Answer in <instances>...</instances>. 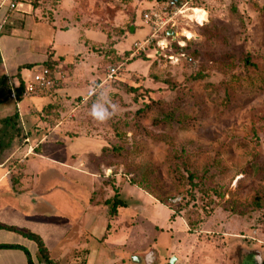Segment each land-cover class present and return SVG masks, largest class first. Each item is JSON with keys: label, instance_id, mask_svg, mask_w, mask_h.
Listing matches in <instances>:
<instances>
[{"label": "rangeland", "instance_id": "obj_1", "mask_svg": "<svg viewBox=\"0 0 264 264\" xmlns=\"http://www.w3.org/2000/svg\"><path fill=\"white\" fill-rule=\"evenodd\" d=\"M183 1L203 7L198 20H208L199 24L186 11L175 38L161 34L137 53L135 43L149 34L142 13L172 0H41L42 16L52 24L36 18L40 11L33 13L29 0L8 13L0 30V74L35 63L26 67L34 74L50 45L63 56L59 65L72 71L60 90L68 103L59 104L56 88L22 98L18 108L7 96L0 118L38 111L46 123L38 135L50 132L60 110L75 119L49 137L43 157L29 158L34 187L21 185L16 193L20 227L41 242L7 230L0 242L27 245L33 257H43L42 243L56 264H172L174 255L179 264H264V0ZM84 29L107 41L87 45ZM114 64L122 69L105 82ZM94 81L100 87L82 104ZM101 93L117 106L106 122L90 115ZM152 100L158 104L147 118L135 119L151 134L133 130L130 113ZM157 116L171 120L155 125ZM4 125L6 142L16 124ZM74 128L83 134L67 132ZM181 152L200 178L189 177Z\"/></svg>", "mask_w": 264, "mask_h": 264}, {"label": "crops", "instance_id": "obj_2", "mask_svg": "<svg viewBox=\"0 0 264 264\" xmlns=\"http://www.w3.org/2000/svg\"><path fill=\"white\" fill-rule=\"evenodd\" d=\"M19 1L20 0H18V3H19ZM29 1L31 2V5L33 7V13L36 14V12H38V11L41 12V13L39 12L40 17L36 16V18L38 20L39 19H46L42 16V11L40 9V5L35 6L33 3L34 0H29ZM17 6H18V4H17ZM201 8H203V7H201ZM9 12H11V11H8L6 8L0 9V23L4 21L6 16H8ZM204 12H205V10H204ZM203 18L204 17H202L200 19H203ZM46 20H48L49 23H51V24L54 23L53 22L54 20H49V19H46ZM3 28H4V26H3ZM83 31H85L86 35H87L86 36L87 39L85 40V43L87 45L90 43L95 44L96 42L100 43L102 41H105V42L107 41V35L104 36V34L101 33L100 31L93 30V29H84ZM49 49L51 50L50 52L52 53L53 59L57 61L56 66L63 72V77H62L61 81L59 82L57 87H55L58 92H52L53 93L52 95L57 97L55 94L59 93V94H57V95H59L57 97V100H60V101H58L59 104L61 102L68 103V101H67L68 96H66V95L61 96L60 90H62V88L65 87V85H67V78L72 71V67H64V66L59 65V62L63 56L60 55V56L56 57V52L54 51L52 45H50V47L48 48L47 56L43 60V62L48 57ZM95 49H96V47H95ZM27 64H35V63H20L13 70L9 69L8 67H5V73L4 74H6L8 76L10 87L11 86L15 87L19 83L20 78H23L25 80V82H27L29 79L32 78L33 72H28L26 67H24ZM42 66L43 65H41V67ZM0 75H3V74H0ZM95 84L98 85L97 81L93 82V88L90 90L88 95L85 97H82V100H81L82 104L85 103V101H87L96 92V90H97L96 87H100L99 85L95 86ZM9 97H11V96L9 95ZM20 101L16 102L17 108L19 106H21ZM26 111H27V113H23V114L21 112H18V118L15 119L16 128L10 129L11 135H12L11 136L12 138L10 140H8L6 142L1 141V139H3L2 136L4 137L5 135H2L3 133H2V131H0V137H1L0 138V218H2V219H0V231L7 230V231L15 232V233H16V231L20 232V233L31 232V231H26L20 227L22 224V220H23L22 214H21L22 212H21V208H20L21 201L17 197V194H16L17 191H21L23 189L21 185L26 186L24 190H32L34 187V182L30 179H31V176H32V178L34 176L35 168H34V165L32 164V162L29 163L28 160L31 156L43 157L44 156L43 151H42L43 146H44V143L46 141H48L49 137L53 133H57L59 130L63 132V128H62L63 125H68L69 121L75 119V118H71L70 115H68L69 117L67 115L64 116L62 110H60L62 114H59V112H57V115L59 117H61V119H58L57 124H54L51 127L50 132L42 134V135H38V133L42 132L41 127H43L46 123H44V120L42 118H41V121L38 122L39 121V119H38V117H39L38 113L39 112L38 111H34V112L30 111L29 113H28V110H26ZM15 114L16 113L3 116L0 118V120L4 119L7 116H12ZM33 116L35 117L34 120H33ZM21 127H22V130H20ZM16 131L18 132L17 136L15 135ZM67 132H69L70 134L82 133V131H77L75 128L73 130H68ZM32 134L35 135L34 138L31 137ZM84 134H86V133H84ZM20 136L21 137L24 136L23 142L22 141L20 142V140H19ZM56 141L63 143L59 139L55 140L54 142H56ZM40 145H41V148L39 150H36V148ZM100 149H101V147H100ZM52 160L56 161V159H54V158ZM34 164H37V163L35 162ZM13 193H15L16 196L13 195ZM10 194L13 196H11ZM4 195L11 196L10 197L11 199H9L8 202H2ZM30 217L31 216H29V215L25 216V218H27L29 221H30ZM34 234H36V233H34ZM0 245H2V248H0V264H54L55 263V260L53 258H52L53 262L51 263V262H48L43 257H33L28 246L21 244V243L0 242ZM9 245H13V246H9ZM5 247H8L10 253H12L10 256H5V254H4V252L6 251ZM11 248H13V249L11 250ZM17 250H20V251L18 252ZM22 250H23V254L21 252ZM174 256L178 257L177 261H175L176 262L175 264L181 263L182 260L179 258V256L178 255H174ZM173 257H172V259H173ZM69 264H81V263L69 261ZM83 264H89V263L86 262Z\"/></svg>", "mask_w": 264, "mask_h": 264}, {"label": "built area", "instance_id": "obj_3", "mask_svg": "<svg viewBox=\"0 0 264 264\" xmlns=\"http://www.w3.org/2000/svg\"><path fill=\"white\" fill-rule=\"evenodd\" d=\"M17 4L18 0H0V9L6 8L8 11H12L17 8ZM189 8L190 7L187 6L186 3H184L182 6L173 5L171 7L164 8H150L143 12L142 21L143 24L148 27L149 34L144 42L135 43L136 53L146 49V46L151 44V42H153L154 40H158L160 34L165 30H175L176 33H178L176 28L177 22L180 21V17H183L184 13L188 11ZM7 17L8 16H6L4 21L0 23V30L3 28ZM207 20L208 19L200 21L197 17H195V20L192 19V21H196L199 24H204V22ZM188 60L192 61V58H188ZM121 69L122 64L109 65L107 68L105 82L108 79L112 78ZM62 77L63 72L57 66L53 68L42 66L39 71H36L33 74L32 78L26 82L25 87L23 89L22 98L50 92L59 84ZM95 86L98 85L95 84ZM10 96L14 100H16V102H19L14 86H11Z\"/></svg>", "mask_w": 264, "mask_h": 264}, {"label": "trees", "instance_id": "obj_4", "mask_svg": "<svg viewBox=\"0 0 264 264\" xmlns=\"http://www.w3.org/2000/svg\"><path fill=\"white\" fill-rule=\"evenodd\" d=\"M40 1L41 0H34L33 3L36 6V5L41 4ZM168 4H169L170 7L173 6V4H171V2H169ZM192 7H197V6H192ZM261 9L264 10V5L261 6ZM49 20H51V19H49ZM211 26L215 30H219V26H217L216 24L212 23ZM167 31L168 30H165L161 34H166L167 36H169L167 34ZM177 50H178L179 53L183 54V56H187V55L189 56L190 55L191 58L193 57L192 53L188 52L184 46H180V45L177 44ZM50 51L51 50L49 49L48 57L43 62L42 65L44 67L53 68V67H56L57 61L53 59L52 53ZM190 56L188 58H190ZM117 57L119 58L120 56H117ZM1 61H2V59H0V62ZM244 61H245V64L247 65V63H250L251 60L249 58L245 57L244 58ZM33 65H35V64H27L24 67H32ZM200 75L203 78L205 76L203 73L202 74L200 73ZM25 84H26L25 80L23 78H20L19 79V83L15 86L16 93H17V96H18V100L19 101L22 99V93H23V89L25 87ZM211 87H212V84L211 83L205 82V88L207 89V91L209 93H211ZM10 93H11V87L9 85L8 76L6 74L0 75V103L2 102L3 99H5V97L9 96ZM152 103L158 104V101H156V102H154V101L153 102H151V101L150 102H146V103H144L143 106H140L137 110H135L134 112L130 113L131 114V121L132 122L133 121L136 122L135 123V127H134L133 130H135V128H136V129H139L138 131L140 133H145L147 135H150L151 134V132H150V130L148 128H146L145 126L141 125L138 122V120H135V119L140 118V117H142L144 119L147 118L148 114L152 110ZM128 113L129 112H127L126 114H128ZM39 116H40V118H42L44 115L43 114H40ZM16 118H18V113H16L15 115H12V116H7L4 119L0 120V131H2V133H3L2 135H5L4 129L6 128V127H3V125L5 124L4 126H7V123H8V125L11 124V126L12 125H15V119ZM152 120H153V123L155 125H158V124L169 123L171 119L168 116H163V117H158L157 116V117H154ZM112 126H114L116 128V124L115 123ZM116 131H118V130H116ZM119 133H120V135L122 134L121 132H119ZM181 154H182V152H181ZM181 154L179 155L180 156L179 159L182 161L183 166L185 167V169L189 173V177L192 180L194 178H196V177L200 178V175L197 172H194V171H192L190 169V167L188 166V164L185 162V159L183 158V154L182 155ZM170 169H171L173 175H175V177H177L179 179L181 178V175L179 173L178 166L173 167L171 165ZM262 175H263V173H262ZM257 176L260 177L259 172H257ZM260 201H261L260 196H255V203H259ZM27 235H29V236L37 239V240L40 239V237H38L37 234H34L32 232H27ZM38 241L41 242V240H38ZM9 246H13V245H9ZM0 247H2V245H0ZM39 249L41 251V254H42L43 258H45L48 262H51L52 263L53 262V259L51 258V255L48 253L47 248H45L44 244L42 245V243H41V245H40V243H39Z\"/></svg>", "mask_w": 264, "mask_h": 264}, {"label": "clouds", "instance_id": "obj_5", "mask_svg": "<svg viewBox=\"0 0 264 264\" xmlns=\"http://www.w3.org/2000/svg\"><path fill=\"white\" fill-rule=\"evenodd\" d=\"M116 109L117 106L106 101L103 93H101L97 101L93 103L90 115L98 122H106L116 114Z\"/></svg>", "mask_w": 264, "mask_h": 264}, {"label": "water", "instance_id": "obj_6", "mask_svg": "<svg viewBox=\"0 0 264 264\" xmlns=\"http://www.w3.org/2000/svg\"><path fill=\"white\" fill-rule=\"evenodd\" d=\"M172 4H174V5H178V6H182L183 4H184V1L183 0H172ZM132 29H133V26H132ZM168 35H170V36H173L174 38L176 37V31L175 30H169L168 31ZM177 256H174L173 257V259H172V264H175L176 262L175 261H177ZM141 258H139V257H135L134 258V262H136V263H139V262H141ZM150 261H152V260H150Z\"/></svg>", "mask_w": 264, "mask_h": 264}, {"label": "bare ground", "instance_id": "obj_7", "mask_svg": "<svg viewBox=\"0 0 264 264\" xmlns=\"http://www.w3.org/2000/svg\"><path fill=\"white\" fill-rule=\"evenodd\" d=\"M188 17L190 18V19H193V20H195V17H197L198 19L199 18H202L203 17V14H200V12L202 11V8L201 7H191V8H189L188 9ZM207 17V16H206ZM184 34V33H183ZM189 34H190V32H189ZM178 36V35H177Z\"/></svg>", "mask_w": 264, "mask_h": 264}]
</instances>
